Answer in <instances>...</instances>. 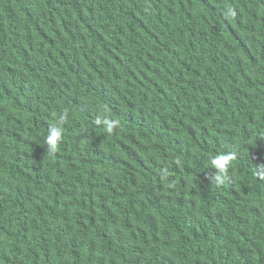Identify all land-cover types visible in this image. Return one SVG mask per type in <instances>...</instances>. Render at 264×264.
<instances>
[{
  "label": "trees",
  "instance_id": "16d2710c",
  "mask_svg": "<svg viewBox=\"0 0 264 264\" xmlns=\"http://www.w3.org/2000/svg\"><path fill=\"white\" fill-rule=\"evenodd\" d=\"M0 264H264V0H0Z\"/></svg>",
  "mask_w": 264,
  "mask_h": 264
},
{
  "label": "clouds",
  "instance_id": "9594fccd",
  "mask_svg": "<svg viewBox=\"0 0 264 264\" xmlns=\"http://www.w3.org/2000/svg\"><path fill=\"white\" fill-rule=\"evenodd\" d=\"M112 125L109 124L108 131L111 132ZM62 129L59 126L51 128L49 134L46 137V142L49 145L50 150L54 151L58 145V142L61 139ZM233 159L231 153L228 154H217L211 158V165L214 166L219 175L216 179H226L227 178V165Z\"/></svg>",
  "mask_w": 264,
  "mask_h": 264
},
{
  "label": "bare ground",
  "instance_id": "6f19581e",
  "mask_svg": "<svg viewBox=\"0 0 264 264\" xmlns=\"http://www.w3.org/2000/svg\"><path fill=\"white\" fill-rule=\"evenodd\" d=\"M105 60V59H104Z\"/></svg>",
  "mask_w": 264,
  "mask_h": 264
}]
</instances>
